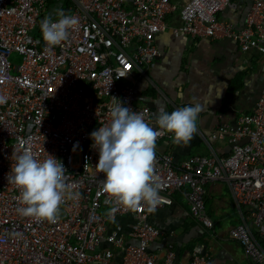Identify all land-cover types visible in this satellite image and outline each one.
I'll return each mask as SVG.
<instances>
[{
	"label": "built area",
	"instance_id": "built-area-1",
	"mask_svg": "<svg viewBox=\"0 0 264 264\" xmlns=\"http://www.w3.org/2000/svg\"><path fill=\"white\" fill-rule=\"evenodd\" d=\"M231 1H189L174 33L231 40L243 52L264 56V0H253L240 29L219 19ZM57 9L75 15L79 24L67 41L49 47L41 23L48 16L55 20ZM177 10L172 0H0V97L5 99L0 103V264L174 263L171 250L164 260L150 252L164 233L150 223L154 211L146 207L114 214V221L134 218L130 241L110 233L113 222L103 213L108 210L105 195H98L105 177L95 170L99 155L91 147L90 134L110 122L112 97L156 127L158 112L151 104L139 105L136 88L123 82L159 60L157 38L172 28L168 19ZM15 58L21 63L15 64ZM261 92L252 112L212 133V140L229 142L228 156H194L177 163L172 154L158 151L161 142L172 141L163 133L156 142L154 164L161 197L155 211L173 206L175 195L187 190L193 217L209 231L213 222L205 208L206 187L227 183L239 210L246 208V216L253 219L252 227L244 218L230 235L255 264H264V89ZM24 151L41 161L48 155L61 161L69 190L80 194L77 200H65L55 223L17 211L20 193L7 176ZM115 250L122 252L120 263ZM189 264L214 263L194 252Z\"/></svg>",
	"mask_w": 264,
	"mask_h": 264
},
{
	"label": "crops",
	"instance_id": "crops-1",
	"mask_svg": "<svg viewBox=\"0 0 264 264\" xmlns=\"http://www.w3.org/2000/svg\"><path fill=\"white\" fill-rule=\"evenodd\" d=\"M189 1L172 0L178 10L168 19L172 28L157 38L159 60L123 82L136 88L139 105L151 104L156 112L171 113L197 103L202 106L197 132L187 146H177L169 140L158 145L160 153L172 154L177 163L194 156H228L231 153L229 142L212 140V133L221 124L234 123L238 117L252 112L264 89V56L257 51L243 52L227 39L193 38L174 33L173 28L181 25V11ZM252 2L232 0L219 19L242 28ZM206 188L205 208L213 229H204L196 222L187 190L179 192L173 206L154 211L150 217V223L164 233L150 252L164 260L171 250L175 253L173 264H189L194 252L208 255L214 264H255L230 235L231 229L244 218L252 227L251 215L246 216L249 211L239 210L227 183H212ZM134 223L133 217H120L109 225V231L118 232L130 241ZM262 243L264 245V240ZM104 249L109 246L105 244ZM115 253L116 263H120L122 252L115 250Z\"/></svg>",
	"mask_w": 264,
	"mask_h": 264
},
{
	"label": "clouds",
	"instance_id": "clouds-1",
	"mask_svg": "<svg viewBox=\"0 0 264 264\" xmlns=\"http://www.w3.org/2000/svg\"><path fill=\"white\" fill-rule=\"evenodd\" d=\"M41 23V35L46 45L55 47L68 40L71 30L79 24L78 18L63 9H57ZM259 98V97H258ZM110 122L90 134L91 147L98 152L95 167L104 174L98 195H105L106 216L114 222L117 211H134L146 207L153 212L161 197L160 184L155 174V147L158 138L170 134L173 144L187 146L197 132L198 117L203 110L197 103L177 108L171 113L160 110L154 121L146 122L142 113L112 97ZM258 100V99H257ZM5 99L0 97V103ZM236 121V120H235ZM220 157V156H219ZM66 169L61 161L48 155L39 160L30 151L18 154L7 176L20 193L18 213L34 220L55 223L60 207L66 199L77 200L80 194L69 190Z\"/></svg>",
	"mask_w": 264,
	"mask_h": 264
},
{
	"label": "rangeland",
	"instance_id": "rangeland-1",
	"mask_svg": "<svg viewBox=\"0 0 264 264\" xmlns=\"http://www.w3.org/2000/svg\"><path fill=\"white\" fill-rule=\"evenodd\" d=\"M14 62H15V64H20L21 60L19 58H15ZM123 86H126V85L123 84ZM105 211H107L106 208L104 209V213H105Z\"/></svg>",
	"mask_w": 264,
	"mask_h": 264
}]
</instances>
